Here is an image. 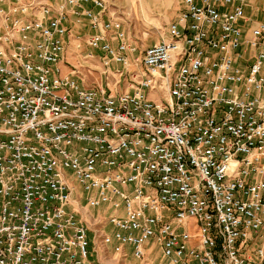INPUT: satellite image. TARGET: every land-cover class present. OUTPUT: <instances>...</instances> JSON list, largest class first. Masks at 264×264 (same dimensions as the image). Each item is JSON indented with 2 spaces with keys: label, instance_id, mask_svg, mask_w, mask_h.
<instances>
[{
  "label": "built area",
  "instance_id": "built-area-1",
  "mask_svg": "<svg viewBox=\"0 0 264 264\" xmlns=\"http://www.w3.org/2000/svg\"><path fill=\"white\" fill-rule=\"evenodd\" d=\"M250 1L183 0L141 50L108 0L0 7V264H105L79 206L105 208L101 243L138 264H264V22ZM73 15L92 29L78 65ZM87 58L105 84L84 85Z\"/></svg>",
  "mask_w": 264,
  "mask_h": 264
},
{
  "label": "rangeland",
  "instance_id": "rangeland-1",
  "mask_svg": "<svg viewBox=\"0 0 264 264\" xmlns=\"http://www.w3.org/2000/svg\"><path fill=\"white\" fill-rule=\"evenodd\" d=\"M108 1L111 3V14L123 20V26L130 33L131 39L137 45L138 50L143 49L145 43L150 42L152 39L159 38L161 40L162 38H167L169 24L178 17L183 7V0H145V8L148 13L145 15L142 8L139 7V4L134 5L132 0ZM136 1L140 2V0ZM84 19L85 17L78 16L76 18L73 17L68 22L72 30L73 40L72 46L69 49V57L67 56V58L69 63L73 65H78L77 61L79 59L93 52L87 44L90 33L88 24ZM95 52L97 53L98 51L95 50ZM137 55H140V52ZM90 59H86V62L90 64L89 68H81L84 85L97 87L105 84L108 79L106 76H102L100 71L103 68L102 60L99 58L95 60ZM88 70H91V72ZM104 209H96L94 213L90 211L87 216L91 234L94 233V230L97 231L95 240L99 248L100 259L105 264H134L136 259L132 256H126L124 253H116L112 246L101 243L100 234L103 233L104 226L107 225ZM106 228L110 230V225H107Z\"/></svg>",
  "mask_w": 264,
  "mask_h": 264
},
{
  "label": "crops",
  "instance_id": "crops-1",
  "mask_svg": "<svg viewBox=\"0 0 264 264\" xmlns=\"http://www.w3.org/2000/svg\"><path fill=\"white\" fill-rule=\"evenodd\" d=\"M45 1H51V0H45ZM140 1H142V0H140ZM132 3L134 5L135 4H140V2H137L136 0H132ZM13 4H14V0H0V7L7 8V7H11ZM144 4H145V2H144ZM86 7L92 8L95 11L98 10L92 4H86ZM144 14L146 15L148 13L146 12ZM246 15L248 16V18L250 20L249 22L251 24H257L258 22H261V21L264 22V0H251L250 3L248 4V6L246 7ZM73 17L76 18L77 16H74V15L71 16L70 20L73 19ZM84 20L88 24L89 33H91L92 29L90 28L89 20L86 17H85ZM159 40H160L159 38L158 39L157 38L156 39H152L150 42L145 43V45H149V44L155 43V42H157ZM256 53H257V49H251L249 51V54H251V55H255ZM75 208L85 220H87V216L89 215L88 213L90 211L92 213H94L96 211V209H92V208L90 209V208H87V207H84V206H79V207H75ZM105 212H106V210H105ZM93 234H91V232H90L91 236ZM128 250H130V249H128ZM135 263L137 264L138 262L135 261Z\"/></svg>",
  "mask_w": 264,
  "mask_h": 264
},
{
  "label": "bare ground",
  "instance_id": "bare-ground-1",
  "mask_svg": "<svg viewBox=\"0 0 264 264\" xmlns=\"http://www.w3.org/2000/svg\"><path fill=\"white\" fill-rule=\"evenodd\" d=\"M144 2H145V0L140 1L139 7L142 8V10H143L144 13H146L147 10H146V8H145V4H144Z\"/></svg>",
  "mask_w": 264,
  "mask_h": 264
}]
</instances>
